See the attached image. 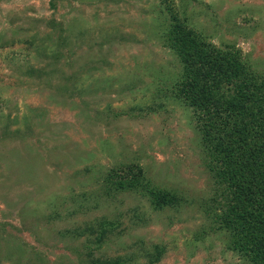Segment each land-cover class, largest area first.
<instances>
[{"label": "rangeland", "instance_id": "obj_1", "mask_svg": "<svg viewBox=\"0 0 264 264\" xmlns=\"http://www.w3.org/2000/svg\"><path fill=\"white\" fill-rule=\"evenodd\" d=\"M177 21L264 75V0H0V264L144 263L156 246L157 264H247L212 226L224 187L173 94ZM132 164L182 204L108 191Z\"/></svg>", "mask_w": 264, "mask_h": 264}, {"label": "trees", "instance_id": "obj_2", "mask_svg": "<svg viewBox=\"0 0 264 264\" xmlns=\"http://www.w3.org/2000/svg\"><path fill=\"white\" fill-rule=\"evenodd\" d=\"M165 42L183 67L174 83V97L193 110L207 168L224 187L222 201L215 199L219 213L213 210L212 226L247 264H264V75L243 59L235 45L217 47L184 22L172 25ZM126 168L104 179L108 191L149 194L160 209L177 208L184 201L174 191L157 189L142 168L133 164ZM164 252L156 246L146 262L131 259L127 264H157ZM122 259L96 264H122Z\"/></svg>", "mask_w": 264, "mask_h": 264}]
</instances>
